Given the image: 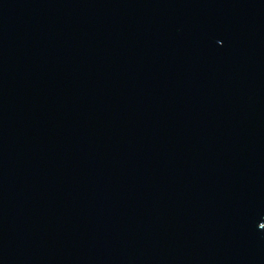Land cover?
<instances>
[{
	"label": "water",
	"instance_id": "1",
	"mask_svg": "<svg viewBox=\"0 0 264 264\" xmlns=\"http://www.w3.org/2000/svg\"><path fill=\"white\" fill-rule=\"evenodd\" d=\"M0 264H264V0H0Z\"/></svg>",
	"mask_w": 264,
	"mask_h": 264
}]
</instances>
